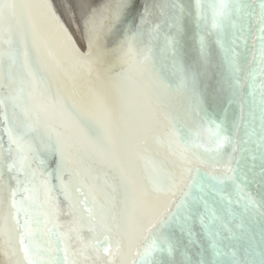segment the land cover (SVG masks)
Segmentation results:
<instances>
[{"label":"bare ground","instance_id":"obj_1","mask_svg":"<svg viewBox=\"0 0 264 264\" xmlns=\"http://www.w3.org/2000/svg\"><path fill=\"white\" fill-rule=\"evenodd\" d=\"M17 2L32 7L24 13L19 28L10 35L5 26L0 35V99L5 101L0 105V225L6 223L8 229L0 233V264H27L19 246L26 227L32 235L25 237V244L37 264L61 261L66 247L69 260L78 264H106V254L96 259L89 251L93 259L84 261L80 249L93 237L90 228L102 233V213L120 210L119 195L115 209L108 199L114 195L108 184L115 172L94 158L86 160L92 171L83 178V185L67 173L63 175L71 193V199L66 198L53 171L58 156L44 150L37 133L24 137L35 148L29 153L30 168L18 171L17 166L9 172L8 165L17 159L10 137L21 133L23 116L7 97L21 83L26 90L31 88L32 80L23 67L25 59L33 68L42 69L36 76L46 77L39 87H46L48 95H73L68 75H76L77 94L73 98L87 112L101 115L82 99L90 88L104 95L118 117L122 98L127 101L119 123L131 129L130 154L121 163L129 168L137 187L148 192L143 197L147 215L142 220L144 228L130 243L125 241L112 257L113 264H140L143 250L153 238L160 250L153 254L152 264H259L264 256V0H224L227 8L222 15H217L220 0H124L122 19L111 32L106 26L121 0ZM146 5L152 7V14L143 26L137 48L151 49L146 65L151 79L147 73H132L131 81H120L116 78L122 71L118 54L110 50L116 48L128 27L135 29L140 23ZM157 24L159 29L152 31ZM96 32L101 33V43L108 50L102 67L111 68L107 73L113 77L111 82L97 79L95 72L89 76L84 69L73 67L72 40L81 54H86L89 39L94 40ZM92 51L94 55L97 52L95 43ZM12 59L15 63L10 80ZM182 77L187 78L183 85ZM157 93L167 98V106L155 102ZM169 111L179 112L184 138L201 145L188 154V162H181L168 147L165 113ZM48 123L61 133L70 126L59 115ZM40 159L45 160V170L52 172L50 192L40 184ZM184 168L193 171L185 174L173 192L152 191L163 178V171L179 175ZM31 170H37L35 180ZM77 187L89 197V205L95 196L97 221L82 211L84 196ZM181 199L186 203L176 218L163 228L157 225L158 231L146 230L149 221L166 218L169 209L176 212ZM249 199L256 207L248 206Z\"/></svg>","mask_w":264,"mask_h":264},{"label":"snow or ice","instance_id":"obj_2","mask_svg":"<svg viewBox=\"0 0 264 264\" xmlns=\"http://www.w3.org/2000/svg\"><path fill=\"white\" fill-rule=\"evenodd\" d=\"M32 7L31 4L25 2H17V0H0V35L4 34V28L6 26L7 32L11 35L15 28H19L23 21L24 13ZM173 7H177L173 5ZM125 8L124 0L116 6L112 12L109 23L106 26V31L111 32L121 21L123 11ZM220 11L217 15H222L223 10L227 8V4L224 0H220ZM182 11V9H181ZM152 14V7L146 5L144 13L140 17V23L136 25L135 29L128 27L123 38L119 40L116 48L110 50L112 53L118 54L117 61L122 67V71L117 74V79L120 81H131L132 73H137L143 76L148 74L151 79V72L146 67L150 60L151 49L137 48V41L143 35V26L148 23V17ZM179 17H176L178 20ZM173 25H170V27ZM104 27V25H101ZM159 24L155 26L152 31L158 30ZM67 35V34H66ZM70 40V37H68ZM101 33L96 32L95 39H89L88 49L86 54H81L78 49H75L74 45L71 47V56L73 59V67L78 71L84 69L90 76L93 72L96 73L97 79L107 80L111 82L113 77L108 76L107 73L111 71L109 69H103L104 57L107 51L101 43ZM11 44V39L9 40ZM96 44L97 52L94 55L92 48L93 44ZM169 43L174 41L169 40ZM202 52L204 51V45L201 46ZM27 57V52H25ZM264 58V54H262ZM15 63L12 59V64L9 65V79H13L11 75V69ZM126 66V67H125ZM24 70L32 80L30 90H26L21 83V86L10 93L7 100L11 102L14 108H19L22 113L23 120L21 121L22 131L19 135L10 137L11 143L16 145L17 159L13 163L8 165V170L11 172L13 168L18 167V171L23 170L25 167L30 168L29 153H34L32 141L25 140L24 137L29 133H37L42 139L41 143L43 148L49 154H55L58 156L56 161V168L53 170L58 179H60L61 188L65 192V196L71 199V193L68 190V185L64 183L62 177L67 173L73 179H76L78 183L83 185V178L91 175V166L86 163V160L94 158L95 160L107 164L111 167L115 175L112 182L108 184V187L112 189L114 195L109 196V202L112 208L116 206V196L119 195L120 210L119 212L111 211V214L102 213L99 217V224L102 229V233H97L94 228L89 230L93 232V237L87 243H84L80 249V256L84 261L92 260L93 257L88 255L89 251L95 254V258L99 259L102 254H106L109 259L106 264H113L112 257L115 253H119L121 248L125 245V241L130 243L132 237L144 228L142 222L143 217L147 215L143 205L145 200L143 197L148 195L147 191H142L136 185V181L133 179L132 173L129 168H126L121 160L125 156L130 154V138L131 129L122 128L119 121L123 119V112L128 107L127 101L122 98L121 101V115L118 117L115 115L114 110L106 103L104 95L95 89H88L85 97L86 102L97 109L101 115L97 116L92 112H87L81 106L80 102L73 98L76 93L77 79L76 75H68L69 81L72 82L73 95L62 96L57 92L54 95L47 94V88L41 89L39 85L45 84L46 77L41 75L39 79L36 76L37 71H41L40 68H33L25 59ZM57 67H60L57 64ZM181 71L183 69L181 68ZM196 70L193 69L192 80H195ZM187 78L182 77V85ZM239 83V81H237ZM117 87L119 85L117 84ZM155 102L162 106H167V98L161 96L159 93L155 95ZM5 101L0 99V105ZM59 115L63 120L70 122V126H66L63 133L56 131L49 123L50 118H55ZM165 118L168 121L169 129L167 135L169 136L168 147L173 151V154L177 155L181 162H188V154L193 148L201 147V145L195 144L186 140L182 134L180 123L181 116L178 111H169L165 113ZM63 126V123H62ZM218 127V126H217ZM207 151V149H206ZM193 156L195 154L193 153ZM198 159V157H196ZM39 175L43 177L40 184L50 192L51 185L49 179L52 176V172H47L45 160L40 159ZM193 169L184 168L179 175L169 173L166 170L163 171V178L161 181L154 185L153 192H173L180 182L185 178V174L191 175ZM199 171L198 169L196 170ZM229 171H232L229 169ZM30 176L32 180L37 177V170H31ZM0 179H3L0 176ZM15 179V177H13ZM95 179V177H93ZM216 179V177H213ZM20 181L17 180V183ZM191 188V184L188 185ZM76 191L84 196V199L80 201L84 204L82 211L87 212L89 218L92 221H97V217L93 213V209L96 204L95 196L91 198V204L87 203L89 197L84 195L80 187L76 188ZM16 192H12L13 207L16 206L14 199ZM189 193L185 192L184 197H187ZM186 201H181L176 204V212L171 209L168 210L169 214L166 218H161L155 223L149 221L146 230L152 233L153 229L159 230L165 225L169 224L174 218L177 217L179 211L182 210ZM249 207H256V202L252 199L248 201ZM7 224L0 225V233L7 232ZM113 234H116L118 238L113 239ZM32 233L25 228V232L21 234L19 239L20 250L23 252V259L27 264H37V261L33 258V254L30 252L29 245L25 244V237H31ZM102 235V239H101ZM154 235V234H153ZM147 239V237H145ZM9 242L11 237L9 234ZM115 251H114V250ZM159 245L156 238H153L151 242L144 248L141 256L140 264H152V256L155 252L159 251ZM65 255L61 261H53L52 264H78L76 260H69V254L67 247L65 248ZM137 255H141L139 252ZM133 264H136L134 261ZM240 264V262H235ZM259 264H264V256L259 261Z\"/></svg>","mask_w":264,"mask_h":264},{"label":"water","instance_id":"obj_3","mask_svg":"<svg viewBox=\"0 0 264 264\" xmlns=\"http://www.w3.org/2000/svg\"><path fill=\"white\" fill-rule=\"evenodd\" d=\"M72 42H73L74 46L76 47V49H78L79 52L82 53V52H81V51H82L81 48H78V46H76V43L74 42V40H72Z\"/></svg>","mask_w":264,"mask_h":264}]
</instances>
